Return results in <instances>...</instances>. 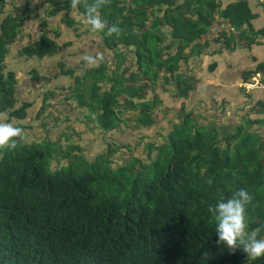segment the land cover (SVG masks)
Wrapping results in <instances>:
<instances>
[{
	"label": "trees",
	"instance_id": "trees-1",
	"mask_svg": "<svg viewBox=\"0 0 264 264\" xmlns=\"http://www.w3.org/2000/svg\"><path fill=\"white\" fill-rule=\"evenodd\" d=\"M28 1L0 0V113L9 119L25 118L33 105L15 108L16 76L4 66L32 16ZM40 2L38 41L20 53L27 59L59 52L60 34L47 30V19L57 15L76 38L92 33L83 6L72 10L69 0ZM100 11L109 26L121 29L118 36L92 33L104 61L79 74L60 63L57 76L72 80L66 100L93 116L95 129L104 134L150 129L161 100L155 95L148 101L146 94L159 84L184 103L197 81L182 68L203 55L202 39L217 18L229 25L215 41L223 50L249 49L264 38V28L251 27L245 0L224 10L216 0H109ZM259 69L264 74V64ZM32 75L43 91L45 82ZM52 97L42 94L37 119ZM183 103L166 138L147 143L144 160L116 164L115 154L128 144L114 141L90 160L73 154L76 147L49 140L22 139L6 150L0 159V264H264V258L248 261L242 248L231 253L219 244L208 210L243 188L253 197L249 230L264 226V141L252 130L264 125V100L253 107L262 120L247 119L224 136L222 128L199 122ZM258 238H264V229Z\"/></svg>",
	"mask_w": 264,
	"mask_h": 264
},
{
	"label": "crops",
	"instance_id": "crops-1",
	"mask_svg": "<svg viewBox=\"0 0 264 264\" xmlns=\"http://www.w3.org/2000/svg\"><path fill=\"white\" fill-rule=\"evenodd\" d=\"M234 0H216L220 5V9L224 10ZM249 6L253 19L250 22L251 27L255 32L264 28V0H245ZM22 8L25 6L24 2H18ZM28 9L32 11V16L25 20L17 43L9 49L8 54L4 60L6 72H12L16 76V106L18 108L21 103L30 102L32 107L27 110V115L21 120L9 119L7 121L13 123L15 126L21 127L24 131V136L29 137V143L34 137L37 142L49 140L53 143H58L62 147L72 148L76 147L78 150H72L73 154L89 158L88 153L93 152L94 142L92 139V132H97L93 122V116L88 118V112L76 106L72 100H66L69 96V88L73 85L72 80L57 76V65L65 64L66 68L74 69L77 74L85 69V65H76L73 61L69 63L65 59L55 61L57 53L52 57H47L42 60L36 58H26L21 55V51L29 43L37 42L39 38V30L37 25V17L42 16L44 6H41L40 0H29ZM229 25L226 21L218 19L209 28L206 36L203 37L202 43H207L203 55L199 58L189 60L183 71L196 79L197 84L192 92L189 93L188 98L184 101H175L171 99L169 91L166 86L164 91L168 93V98L159 97L162 104V110L159 114H163L166 121H170V125H163V117H155V124L158 125V131H168L172 129V121L178 120L180 105L188 106L187 111H192V107L198 106L197 119L203 117L205 113L207 120L211 119H225L228 129H234L241 125V122L246 116L251 121L262 120V116L253 111V107L257 103L264 100V74L259 67L264 64V38L258 40L259 45H253L249 49L237 47L232 52L223 50L220 43L215 41L222 31H226ZM47 30H56L60 36L57 39L60 50H67V53L74 52L80 48V45L75 43L82 40L87 45V53L93 49L100 51L99 38L92 33H85L79 38L66 28L60 21V15L47 19ZM80 35V32H78ZM71 43L68 47L64 45ZM70 48V49H69ZM101 52V51H100ZM214 67L209 71L210 67ZM35 71L40 79L45 82L43 91L52 93V98L47 102L50 107L39 119L36 114L40 107L41 95L37 97H30L29 90L33 83H37L33 79L32 72ZM251 74V75H248ZM157 95V93H155ZM191 107V108H189ZM235 108V111H229L226 108ZM239 114H237L238 112ZM193 112V111H192ZM157 114V113H156ZM209 116V117H208ZM237 116V117H236ZM246 119V120H247ZM199 121V119H198ZM201 122V121H199ZM153 125V126H154ZM150 129H144L150 131ZM214 126V125H213ZM225 130V127L223 128ZM255 133L264 141V125L257 124L253 127ZM103 141L98 140L95 143L101 147L104 153L106 143H110L112 135L115 132L104 134ZM121 135V134H120ZM110 137V142L104 141L105 138ZM124 139L125 136H120ZM118 143V141H114ZM100 143V145H99ZM126 146V144L122 145ZM102 153V154H103ZM101 154H97L94 158ZM92 158V159H94Z\"/></svg>",
	"mask_w": 264,
	"mask_h": 264
},
{
	"label": "clouds",
	"instance_id": "clouds-1",
	"mask_svg": "<svg viewBox=\"0 0 264 264\" xmlns=\"http://www.w3.org/2000/svg\"><path fill=\"white\" fill-rule=\"evenodd\" d=\"M109 0H69V8L77 10L84 8V23L90 26L93 34L104 33L106 36L120 34L117 25L109 26L101 17V9ZM105 57L99 50H91L83 56L86 68L98 67ZM24 138L21 127L7 121V116L0 113V159L6 150H14L18 141ZM209 185L212 181H208ZM253 197L246 189L235 191L230 198L221 197L215 206H209V212L215 221V232L218 234V243L223 244L231 253L242 248L248 261L264 258V238H258L264 226L249 230L247 208L252 205Z\"/></svg>",
	"mask_w": 264,
	"mask_h": 264
},
{
	"label": "rangeland",
	"instance_id": "rangeland-1",
	"mask_svg": "<svg viewBox=\"0 0 264 264\" xmlns=\"http://www.w3.org/2000/svg\"><path fill=\"white\" fill-rule=\"evenodd\" d=\"M82 32H83V29L81 28L80 29V33H82ZM75 44L76 45H80V48L76 49L74 52L70 51L69 53H67V50L58 52L57 56L55 57V61L57 62V61H60L62 59H65L69 63H71V61H73L74 63H76V65H82V64L85 65V62L83 60V56L88 54L86 52L87 51V45L84 44V42L82 40L77 41ZM39 86L40 85L38 83H33L32 88L28 92L30 97H37L38 92H39V95L42 96V94L44 92L41 91V90L39 91ZM166 87L168 88V86H166ZM168 90H169V92H171L170 88ZM155 93H157L156 96H158V97L168 98V93L164 91L163 87H158V88H155L153 90V92L149 91L146 94V100L149 101L150 98L155 97ZM161 108H162V104H160L158 109H161ZM189 108H191V107H189ZM192 109H193L192 110L193 114L196 116L197 113H199V112H197L198 111V106H194V108L192 107ZM226 109H229V111H233V109H234V111H235V108H232V107H231V109L228 108V107ZM185 110L186 111L189 110L188 106L186 107V105H185ZM156 111H157L156 112L157 113L156 114L157 117H159V116L163 117V119H164L163 121H165L163 125H167V126L170 125L171 120L170 121H166L164 116H162L163 114H161V113L159 114V110H156ZM236 112H238V111H236ZM237 114H239V112ZM202 116L203 117L198 118V119H199V121H201L203 123H206V124L212 123V125H214V127H218V128H223V126H224L225 130H222V129L220 130V133H221L222 136H224V134H225V133H223V131L229 133V132H231L233 130V129H228L229 125H227V123H226L227 121L225 119H223V118L218 119L219 116H218L217 119L216 118L215 119L209 118V120H207L205 118L207 116L205 113H203ZM124 117L125 118H129L130 114H126ZM246 119H247V117L245 116L244 120L241 122V124L244 123L246 121ZM177 121L178 120H176V121L173 120L172 123L177 122ZM128 125H131V123H128ZM158 126H159V124L158 125H154L152 130H150L148 132H147V130H144V129H142L140 131H137V130L134 131L133 129L132 130H127V128H124L125 131H126V133L123 134V136H125V143H124V139L122 137H120L121 135L119 133H114L112 135V140L116 141V142L118 141V143H116L118 146H122L124 144H128V148H120L118 153L115 154L114 162L116 164H123L124 162H126L129 159H131L132 157L141 158L142 160H144V158L146 159V152H147L146 145H147V143H150V141H158V143H159V142H161L163 140L162 138H166V136L169 134V133H167L168 131H164V130L158 131L159 130ZM91 136H92V139L94 141L92 143L94 151L92 153L89 152L88 155H89V158L92 159L97 154H102L103 153L102 150H101V147L98 146L95 142L98 141V140L103 141L104 136L99 133V130H97V132H95V131L92 132ZM149 138H151V140ZM95 139H96V141H95ZM32 140H35V138L33 137L31 139V141ZM23 141H24V143H29V137L27 138V135H25L24 138H23ZM104 141L110 142V137L105 138ZM99 145H100V143H99ZM106 150H107V147L105 148V151ZM50 171H52V170L50 169Z\"/></svg>",
	"mask_w": 264,
	"mask_h": 264
}]
</instances>
